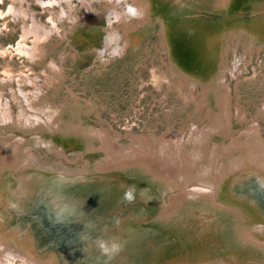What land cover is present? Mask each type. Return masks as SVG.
<instances>
[{"label": "bare ground", "instance_id": "6f19581e", "mask_svg": "<svg viewBox=\"0 0 264 264\" xmlns=\"http://www.w3.org/2000/svg\"><path fill=\"white\" fill-rule=\"evenodd\" d=\"M126 1L0 0L6 4L0 18L13 17V29L22 33L13 50L0 45V264H264V102L249 128L238 105L234 130L227 80L264 85L263 61L245 76L254 49L264 47V0H129L140 7V25L119 8ZM155 17L164 23L168 78L191 96L198 73L209 74L197 98L204 125L193 121L152 146L107 149L106 131L84 119L94 102L65 94L61 50H70V59L86 50L107 65L127 53L131 38L150 35ZM100 27L105 32L98 45L93 33ZM5 28L7 21L0 34ZM245 44L250 54L240 55ZM14 50L31 64L18 68L9 61ZM237 133L230 146L217 140ZM32 142L57 157L77 148L66 157L73 161L82 148L98 144L106 156L77 168L52 165L38 160ZM64 180L74 184L62 193Z\"/></svg>", "mask_w": 264, "mask_h": 264}, {"label": "rangeland", "instance_id": "374dc122", "mask_svg": "<svg viewBox=\"0 0 264 264\" xmlns=\"http://www.w3.org/2000/svg\"><path fill=\"white\" fill-rule=\"evenodd\" d=\"M102 6L98 5L95 7L99 11H106V9L101 8ZM5 7L6 4H0V9ZM119 8L130 14L133 24H141L143 19L139 15L141 10L134 2L128 0L123 2ZM35 9L40 12L43 11L37 5H35ZM41 16L43 21H48L45 13H42ZM48 16L50 15L48 14ZM155 18H152L153 21L151 20L153 29L150 35L143 34L141 37L131 38L128 51L126 50L127 53L124 52L123 56L114 58L107 65L98 64L96 57H93V54H87L86 46L78 40L76 41V48L80 52L85 50L83 57L70 59V56H68L70 50H67L66 53L61 50L60 54H64V62L62 64L64 65L63 71L65 74V94L68 95L71 92L78 94L79 101L84 102L86 105L89 104V100L94 102L93 112L84 119L86 122L102 127L106 131L108 137L105 139L108 145L107 149L121 151L129 149V145L152 146L165 133H177L186 128L188 129L189 125L192 126L194 122L201 124V126L204 125L206 116L205 113L203 114L204 116L202 115V106L199 107V104H197V101H199L197 98L200 97L199 94L203 89L201 82L207 81L206 77L209 74L198 73V78L201 82L197 81L198 87L196 94L193 91L194 96H192L193 93L191 96L188 95L184 84H176L175 81L173 82L168 78L166 72L169 69L167 66L171 60L168 59L165 50H163L164 46L162 47L163 38L161 34L164 23L161 22L163 20L161 17L159 19ZM171 19L173 20V18ZM5 21H7L10 29L5 28L0 34V45H6L13 50L21 39L22 33L18 29H13L16 26L14 25L13 17L10 16L4 20L0 18V24ZM185 21H189V19H185ZM119 25L121 24L117 26ZM123 28V25L119 26V31L126 36ZM104 32L105 28L100 27L99 34L98 32L93 33L97 37L96 44L100 45ZM59 49H61V46L58 45ZM226 49V43L224 42L221 52L224 53ZM247 49L250 54V49L246 44L240 49L239 54L243 55ZM57 51L53 54L56 58L59 56ZM254 51L249 58V67L247 66V72L249 73L245 76L248 77L253 76V72L250 73L253 70V66L257 67L262 61L264 62V47L260 51L255 48ZM14 52L9 61L18 65V68L31 64L27 56H23L20 51L17 53L14 50ZM249 54L247 55L248 57ZM249 79L244 80L243 77V81L239 83L235 77L227 76L233 97H231L233 102L230 101L229 105V107H232H230L231 111H234L232 112L234 114L232 117L234 121L232 128L236 131L239 122L236 116L238 105L244 115L246 114L247 120L244 121L245 126L243 125L245 128L251 127V121L253 118L256 119L259 110L263 107L264 85ZM212 100L213 102L215 101L214 99ZM213 104L211 103L210 106L215 108ZM17 114L18 111L16 110ZM260 122L262 126L261 134L264 138V117L260 118ZM232 135L220 137L221 139L217 138V140L223 141L227 143V146H230L233 142L232 137L237 138L239 133ZM112 141H115L116 144ZM32 143L33 152H37L38 160L45 163L50 162L52 165L57 163L77 168L83 166L86 160L97 162L106 156L104 149L100 147L101 144L87 152L85 147L82 148L83 154L81 158L73 161L66 157L77 154V152H74L77 148L67 147L65 150L66 157H57L58 155L53 151H46V149L43 150L40 147L38 149V147L34 146V142ZM12 170L11 172L15 174L16 171ZM261 209L263 208L261 207ZM239 257L242 258V255L239 254ZM259 259H264V256ZM247 262L248 260L244 259L240 260L238 264H247Z\"/></svg>", "mask_w": 264, "mask_h": 264}, {"label": "water", "instance_id": "95a60500", "mask_svg": "<svg viewBox=\"0 0 264 264\" xmlns=\"http://www.w3.org/2000/svg\"><path fill=\"white\" fill-rule=\"evenodd\" d=\"M235 9H237V8H235ZM255 9V8H254ZM250 9H248V8H245V9H243V11L246 13V11H249ZM241 12V13H244V12ZM251 11V10H250ZM182 14H184V13H182ZM238 14V13H237ZM181 15V14H180ZM191 22V21H190ZM244 23H250L249 21L247 22V21H245ZM191 23H189V25H190ZM165 30V29H164ZM25 170V169H24ZM26 171V170H25ZM110 172H112V170L110 171ZM238 175H240V174H238ZM127 176L129 177V174H127ZM126 176V177H127ZM18 177V176H17ZM79 178H83V177H79ZM84 178H86V176L84 177ZM234 178H235V175H233L231 178H229V181L226 183V189H227V187L230 189L231 187H233V181H234ZM90 178L89 177H87V180H89ZM18 180L20 181V182H23V183H27V184H29L30 182H28V180L26 179V178H24L23 176H21V177H19L18 178ZM95 180V179H94ZM98 181L99 180H101V179H97ZM71 180H64L63 181V183L62 182H60L61 184H62V186L63 187H61L60 188V192H62V189L64 188V189H66V188H68L69 186H72V184H74V182L72 183V184H70L69 182H70ZM58 182V183H59ZM92 181H89V183L88 184H90ZM102 182V181H101ZM101 182H99L98 183V185H100V184H102ZM67 183H69L70 185H66ZM82 183H84V182H76L75 184H82ZM86 184V183H85ZM112 184V183H111ZM108 186H110V183L109 184H106L105 186H102L101 188L102 189H105V188H107ZM225 187H224V189H225ZM63 193V192H62ZM56 199H57V201H58V199H61V193H59L57 196H56ZM123 199V198H122ZM124 200V199H123ZM56 201V202H57ZM55 204V203H54ZM53 204V205H54ZM15 212V211H14ZM118 214H120V212H115V217L118 215ZM14 232H16L15 230H14ZM18 232H19V230H18ZM27 240V239H26Z\"/></svg>", "mask_w": 264, "mask_h": 264}]
</instances>
